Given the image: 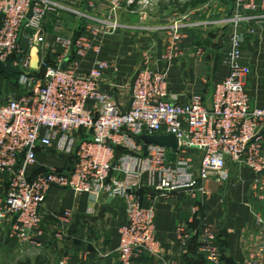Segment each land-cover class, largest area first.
Masks as SVG:
<instances>
[{"label": "built area", "instance_id": "built-area-1", "mask_svg": "<svg viewBox=\"0 0 264 264\" xmlns=\"http://www.w3.org/2000/svg\"><path fill=\"white\" fill-rule=\"evenodd\" d=\"M143 1L149 0L117 1L113 11L120 6L137 11ZM234 4L229 23L235 27L261 19L258 13L264 10V1L235 0ZM62 10L68 9L58 0H0V60L27 72L16 77L22 94L0 101V174L8 178L6 197L0 200V234L12 221L6 233L10 240L20 246L41 247L45 237L42 212L54 188L88 194L94 203L122 199L128 221L119 233L118 264H137L142 258L151 259V264H170L156 239L154 204L159 199L176 192L188 194L191 200L206 196L207 183L222 182L229 164H234L249 168L256 176L253 197L264 207V140L258 136L264 110L250 106L245 80L252 71L241 64L237 33L227 58L229 75L216 84L210 106L200 95L184 103L169 93L171 65L188 28L178 21L171 27L172 37L163 55L168 66L159 72L148 64L138 72L130 109L124 111L112 94L100 90L109 62H97L88 74L80 71L77 61L64 69L62 61L44 63L37 73L31 68L21 44L22 31L35 33L28 38L30 45L44 43L45 21ZM97 23L87 26L75 42L58 36L62 58L73 51L77 58H85L92 50L99 52L93 39L104 22ZM110 25L114 30L119 27ZM205 53V48H198V56ZM81 132L89 139L80 140ZM147 134L175 135L178 151L150 145L147 155H140L144 143L139 137ZM55 145L59 153L73 158L71 169H49L33 176L30 170L37 165L38 150L48 151ZM144 186L156 193L149 197L148 207L139 195ZM254 217L264 231V208ZM54 218L67 227L73 214L66 210ZM178 231L182 240L190 239L185 227ZM199 251L208 264H224L218 236L205 222ZM260 252L264 254V245ZM245 264L262 263L257 256Z\"/></svg>", "mask_w": 264, "mask_h": 264}, {"label": "crops", "instance_id": "crops-1", "mask_svg": "<svg viewBox=\"0 0 264 264\" xmlns=\"http://www.w3.org/2000/svg\"><path fill=\"white\" fill-rule=\"evenodd\" d=\"M58 1L68 10L48 16L44 23L45 42L22 48L30 59L36 53L40 66L44 63L57 65L61 61L63 65L69 60L66 67H70L77 61L80 71L86 74L97 62H109L100 90L112 94L124 111L130 109L138 72L148 64L159 72L168 66L163 55L172 37L170 27L184 17L188 28L180 53L171 65L170 95L184 103L192 95H200L205 100L206 83L213 82L214 91L216 84L229 75L227 58L232 49V36L237 33L242 48L241 64L252 71L245 80L250 106L264 110V10L258 13L261 19L241 22L235 27L229 23L234 16L235 0H210L186 12L180 11L175 3L182 4L187 0H155L156 6L147 16L124 6L113 11L115 2L123 0ZM256 1L261 4L264 0ZM74 18L84 24L83 31L76 30L78 25ZM98 21L104 22L99 25V35L93 39L99 52L92 50L85 58H77L73 51L63 59L56 36L76 34L78 39L87 26L98 24ZM111 23H117L119 27L114 30ZM199 47L205 48V56L197 55ZM34 71L40 72L39 69ZM16 77L0 75V101L6 100V94H12V98L22 94ZM212 96L213 93L206 103L208 106ZM258 136L264 140V121L259 125ZM79 138L82 141L89 139L85 132H81ZM37 157V165L30 170L33 176L49 169L68 172L74 161L59 153L56 145L48 151L38 150ZM170 159L175 160V156ZM225 175L222 182H208V194L197 200H191L184 192H176L155 202L156 239L170 264H208L199 251L203 222L216 232L224 264H245L257 256L264 264V254L260 252L264 231L254 217L255 212L264 208L253 197L256 176L249 168L234 164H229ZM7 189L8 178L0 174V200L6 197ZM139 195L148 207L149 197L156 193L144 186ZM126 209L122 199L104 198L94 203L88 194L54 188L48 194L42 212L45 237L41 247L20 246L10 240L6 235L12 224L10 221L0 234V264H58L63 260L69 264H118L119 233L128 221ZM66 210L72 212L73 219L64 227L54 215ZM181 227L187 229L189 240L180 238L178 230ZM151 263L149 258L137 262Z\"/></svg>", "mask_w": 264, "mask_h": 264}, {"label": "water", "instance_id": "water-1", "mask_svg": "<svg viewBox=\"0 0 264 264\" xmlns=\"http://www.w3.org/2000/svg\"><path fill=\"white\" fill-rule=\"evenodd\" d=\"M68 61L69 60H67L62 65L63 69L66 68ZM39 67H40V60L35 53L31 59V68L33 70H38ZM21 74L27 75V72L12 66L10 62H2L0 60V75L7 76L11 79H14L15 76H18ZM139 139L144 143L143 153L140 154L143 156L147 155V149H148V146H150V145L166 147L168 149H171V151L174 153H176L178 151V148H179V141H178L177 137L173 134H169V135L147 134V135L139 137Z\"/></svg>", "mask_w": 264, "mask_h": 264}, {"label": "rangeland", "instance_id": "rangeland-1", "mask_svg": "<svg viewBox=\"0 0 264 264\" xmlns=\"http://www.w3.org/2000/svg\"><path fill=\"white\" fill-rule=\"evenodd\" d=\"M143 4L141 5V7H139V10H137L136 12H138V13H140V14H142V15H145V16H147L153 9H154V6H156V1L155 0H149V1H147V2H145V1H143L142 2ZM123 6H120L118 9H120V8H122ZM124 7H126V6H124ZM117 9V10H118ZM63 11H65V10H62V12ZM59 12H61V11H59ZM166 19L168 18V15L165 17ZM76 21H77V25H78V27H76V30L77 31H83V28H84V24H82L81 22H79L78 21V19H76V18H74ZM115 20V19H114ZM186 20L187 19H185V20H183V19H180L179 21L180 22H182L183 21V23L184 24H186L185 22H186ZM168 22V21H167ZM176 23H174L171 27H173L174 25H175ZM187 25V24H186ZM171 27H170V31H171ZM35 33L33 32V31H31V30H23L22 31V34H21V44H22V46L23 47H26V49H28V47H29V43H28V38H30V37H34L35 35H34ZM61 34H58L57 36H56V38L58 37V36H60ZM62 36V35H61ZM64 37V36H63ZM64 38H68V39H70V40H72L73 42H75L76 41V39H77V37H76V34L75 35H72L71 37H64ZM213 82H207L206 83V91H207V97L205 98V102L206 103H208L209 102V96L213 93ZM12 98V94H6V96H5V98L4 99H6V100H8V99H11Z\"/></svg>", "mask_w": 264, "mask_h": 264}, {"label": "trees", "instance_id": "trees-1", "mask_svg": "<svg viewBox=\"0 0 264 264\" xmlns=\"http://www.w3.org/2000/svg\"><path fill=\"white\" fill-rule=\"evenodd\" d=\"M138 2L139 0H135ZM210 0H187L185 3L179 4L175 3V5L180 9L182 12H186L189 8L197 7L199 5H204L208 3Z\"/></svg>", "mask_w": 264, "mask_h": 264}]
</instances>
